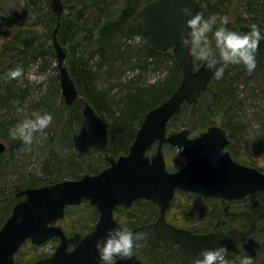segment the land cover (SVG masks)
I'll list each match as a JSON object with an SVG mask.
<instances>
[{"label": "trees", "instance_id": "1", "mask_svg": "<svg viewBox=\"0 0 264 264\" xmlns=\"http://www.w3.org/2000/svg\"><path fill=\"white\" fill-rule=\"evenodd\" d=\"M29 1L28 4H32V7L46 6L47 13L35 24L18 26L9 31L0 32V61L6 63L8 60L7 50L9 49V51L16 52L22 63L40 62L49 55L58 64L52 40L57 15L51 9L50 0H46V3H43L42 0ZM152 1L154 0H63L65 10L61 17L58 41L67 53L66 66L79 93L103 118L106 128L105 137L93 128H90V131L94 137L80 136L78 128L84 129L88 126L82 114L83 101L76 100L72 105L62 103L63 108L54 109L56 100L51 94H47L42 99L41 105L48 111V116L51 114L50 112H56L60 113V119L65 118L61 120L62 122L65 120L66 132L64 135L72 143L74 150L70 165L76 164L78 167L76 172H82L74 175V180L81 179L86 174H98L107 168L109 163L106 161V153L116 158L126 155L147 112L165 101L181 83L182 67L176 61L173 51L163 52L153 49L150 44V33L143 25L142 8ZM197 1L208 9V16L205 23L194 32L196 69L202 64L207 50L220 28L227 23L221 19L209 23L210 19L216 14H229L231 10H235L238 15L236 22L229 29V45L225 52V55L229 57L228 64L214 77L207 91L197 102L184 104L183 112L180 115L190 119L194 114H199L204 123L208 122V128L214 125L224 127L231 140L226 149L231 152L233 158L242 164L256 167L264 172V143L261 144L259 152L253 153L237 139L236 126L229 130L228 124L214 120L216 117H206V115H210L215 106L227 105L228 88L225 86L222 88V84L226 80V74L233 68L237 55L242 52V66L247 71L251 69L249 65L259 59L257 54L264 52L263 16L259 19L249 20L248 14H246V18L240 15V5L243 3L262 10L264 0ZM137 35L146 38L145 43L137 45L128 42L130 38ZM165 58H169L174 66L162 82L129 91L120 100L117 111H113L107 105L109 89L105 90V93L98 90L96 82L98 75L101 74L111 79L115 74L122 75L130 69H146L149 64L155 65L160 59ZM116 64L118 66H115ZM11 66L7 63L1 65L0 73L3 75L13 74L14 77L15 70ZM15 79L17 80L16 77ZM218 79L221 80L219 85L215 84ZM13 82L8 85L3 83L0 85V91L3 93L0 98H4L2 105L8 101L13 102L12 106L21 103L20 98L16 97L18 96L16 92H19L20 88L12 86ZM191 131L192 135L197 134L193 128ZM165 151L167 167L171 171L174 159L169 155V149L166 148ZM3 156L4 154L0 156V161ZM176 156L178 158L179 154L177 153ZM49 161V167L44 169L47 173L44 178L32 175L27 184L14 185L10 190L11 196L9 194L7 199L4 197L3 190H0V229L10 217L14 206L24 198L17 197L18 192L24 188H36L64 180L61 175L60 160L53 156ZM238 202L177 191L167 211L166 220L178 228L196 233L224 230L233 236L241 235L242 243L236 247L235 255L239 249L246 251L261 246L258 239L264 237V204L255 202L245 211L240 212V210L234 209V204ZM138 203L151 204L154 216L157 219L159 217L158 205L143 199L136 200L131 208L124 206L116 208L114 215L122 227V235L132 240L131 252L142 260L143 264H186L176 246L167 247L155 234L152 221L134 213L132 209ZM85 206L93 209L87 201L77 207ZM73 207L66 208V216L63 220H68ZM233 211L236 212L233 213ZM70 222V224H66L67 227L63 228L69 238V248H72L84 234L92 231L95 225L88 230H79L78 226L81 222L80 224L78 221ZM24 245L15 257L20 255ZM30 245L32 244L30 243ZM234 255L231 261L223 262H232L235 258ZM112 259L114 258H111L110 261ZM38 260L40 259L34 258L33 262L29 260L30 262L26 263L36 264ZM214 263L221 262L216 261L212 264ZM15 264L19 263L15 262Z\"/></svg>", "mask_w": 264, "mask_h": 264}, {"label": "water", "instance_id": "2", "mask_svg": "<svg viewBox=\"0 0 264 264\" xmlns=\"http://www.w3.org/2000/svg\"><path fill=\"white\" fill-rule=\"evenodd\" d=\"M50 6L57 15L52 40L64 101L67 105L83 101L84 119L105 137L104 120L79 93L66 66L67 53L58 41L65 10L63 0H51ZM141 13L153 49L172 50L181 65L180 85L147 112L126 155L116 158L106 153L109 166L98 174L18 192L17 197L24 198L0 229V264H14L16 254L28 241L37 246L55 238L60 240L55 253L36 264H143L131 252L132 240L122 235L114 215L118 206L131 208L142 199L158 205L155 234L167 247L176 246L184 263L231 260L241 244V235L233 236L224 230L196 233L166 220L177 191L231 202L264 192V172L233 158L226 149L231 140L224 127L211 126L195 137H190L189 128L168 133L169 123L183 112L184 104L197 102L228 64L225 52L232 22L220 28L196 69L194 32L205 23L208 9L197 0H154L145 4ZM166 145L178 149L179 156L185 159L177 171L167 167ZM6 151L7 145L0 140V156ZM84 201L97 209L99 219L95 228L69 250V238L57 223L65 218L67 207L80 206ZM111 258L115 259L112 263L108 262Z\"/></svg>", "mask_w": 264, "mask_h": 264}, {"label": "rangeland", "instance_id": "3", "mask_svg": "<svg viewBox=\"0 0 264 264\" xmlns=\"http://www.w3.org/2000/svg\"><path fill=\"white\" fill-rule=\"evenodd\" d=\"M29 2V0H0V32L9 31L18 26L35 24L45 16L46 6L32 7V4H28ZM42 2L46 3V0H42ZM246 14H248L249 20L259 19L261 16L264 18V8L257 10L255 7L243 3L240 5V15L246 18ZM237 15L235 10H231L229 14H216L209 23L221 19L224 22H232L233 25ZM262 23L264 27V21ZM145 41L146 38L139 35L128 40L131 44L137 45H142ZM241 53L237 55L233 68L226 74V80L222 84V88L223 86L228 88L227 105L215 106L210 115H206V117H216L214 120L228 124L229 130L236 126L237 139L251 152L257 153L261 150V144L264 143V52L257 54L259 59L249 65L251 69L247 71L242 66ZM7 58L6 63L12 65L11 68L13 67L15 70H13L15 76L0 73V85L1 83L8 85L16 77L17 80H14L15 83L13 82L12 86L20 88L19 92H16L18 95L16 97L20 98L21 103L12 106L13 102L8 101L2 105L4 98H0V140L8 147L7 153L0 161V190H3L6 199L9 194L11 196L10 190L14 185L27 184L32 175L40 178L47 176L44 169L49 167V160L53 156L57 157L62 164L61 175L64 180H73L74 175L82 173L76 172L78 171L76 164L70 165L74 150L72 143L64 135L66 132L65 120L63 122L61 120L65 118L60 119V113L56 112H50L51 114L48 116V111L41 105L42 99L47 94H51L56 100V102L53 100L54 109L63 108L62 103L65 102L60 86L59 71L56 69L58 64L49 55L40 62L22 63L16 52L9 51V49ZM6 63L0 61V66ZM173 66V62L169 58H165L160 59L155 65L149 64L146 69H130L122 75L115 74L111 79L100 74L97 76V88L103 93L109 89L107 105L113 111H117L120 100L129 91L162 82L169 75ZM220 82L221 80L218 79L215 84L219 85ZM1 94L3 93L0 91V96ZM169 124L168 133L185 128H189L191 131L193 128L197 134H191V137L199 135L208 128V122L204 123L199 114H194L190 119L180 115L174 117ZM90 128L92 127L89 124L84 129L78 128L80 136L92 137L93 133ZM166 148L169 149L168 153L174 159L171 171L179 170L185 163V159L180 156L177 158L178 149L171 146ZM155 151L156 147L153 152ZM255 202L264 204L263 192L235 203L234 209L243 212ZM132 210L135 214L155 224L157 218L153 214L151 204L138 203ZM235 212L233 211V213ZM98 219L99 213L94 207L93 209L86 206L73 207L68 220H63L58 225L65 228L71 223L70 221H78L79 224L81 222L78 226L79 230H88L96 225ZM194 222L197 224L196 220ZM258 240L261 242V246L246 251L239 249L232 262L215 264H262L264 262V237H260ZM28 242L25 243L20 255L15 257V262L27 264L30 262L29 260L33 262L34 258H47L55 253L60 240L55 238L39 246L31 242L32 245H30Z\"/></svg>", "mask_w": 264, "mask_h": 264}, {"label": "flooded vegetation", "instance_id": "4", "mask_svg": "<svg viewBox=\"0 0 264 264\" xmlns=\"http://www.w3.org/2000/svg\"><path fill=\"white\" fill-rule=\"evenodd\" d=\"M240 214H242V213H240ZM115 261V259H112V261H110V259L108 260V262H110V263H112V262H114ZM211 264V263H210ZM215 264V263H214Z\"/></svg>", "mask_w": 264, "mask_h": 264}, {"label": "bare ground", "instance_id": "5", "mask_svg": "<svg viewBox=\"0 0 264 264\" xmlns=\"http://www.w3.org/2000/svg\"><path fill=\"white\" fill-rule=\"evenodd\" d=\"M55 13V12H54ZM58 61V60H57ZM58 66V65H57Z\"/></svg>", "mask_w": 264, "mask_h": 264}]
</instances>
